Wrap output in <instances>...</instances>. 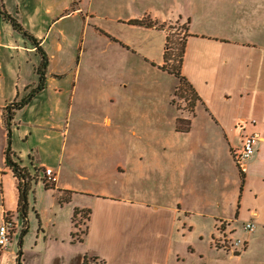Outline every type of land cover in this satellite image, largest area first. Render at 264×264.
Here are the masks:
<instances>
[{
	"label": "crops",
	"instance_id": "1",
	"mask_svg": "<svg viewBox=\"0 0 264 264\" xmlns=\"http://www.w3.org/2000/svg\"><path fill=\"white\" fill-rule=\"evenodd\" d=\"M157 1L0 0L1 8L39 41L49 59L44 87L34 93L41 53L32 39L0 16V220L4 213L15 218L0 264L5 258L9 264H175L182 259L184 227L192 216L207 222L210 246L227 253L233 248L218 245L220 237L224 233L232 240L249 221L256 224V234L244 242V249L264 236V0H200L198 15L183 11L175 16L186 23L180 75L197 102L195 112L175 113V141L172 136L148 139L151 131L159 134V127L135 120L131 108L126 119L116 114L114 130L125 140L103 151L109 167L96 170L79 163L95 161L102 149L90 154L86 138L70 133L73 89L69 93L57 86L53 65L64 62L57 56L66 48H80L88 27L104 30L91 27L94 16L145 31L143 41L155 30L166 35L156 25L157 20L171 21L166 16L149 18L146 25L132 22L148 14L138 13L142 4ZM111 41L131 47L116 37ZM22 99H28L25 106L11 108ZM9 112L13 119L7 125ZM178 118L188 121L186 128L178 127ZM112 122L105 119L107 126ZM250 132H258L260 140L242 173L231 151ZM8 152L30 176L33 169L44 172L45 167L58 172L54 188H46L53 194L48 218L35 207L38 220L32 225L31 218L21 216L19 180L7 165ZM68 168L87 186L63 181L61 173ZM89 174L99 181L89 183ZM114 178L122 184H111ZM64 196L69 200L61 201ZM75 209L81 219L82 211L90 210L85 231L82 221L77 224ZM20 234L16 247L13 241Z\"/></svg>",
	"mask_w": 264,
	"mask_h": 264
},
{
	"label": "rangeland",
	"instance_id": "2",
	"mask_svg": "<svg viewBox=\"0 0 264 264\" xmlns=\"http://www.w3.org/2000/svg\"><path fill=\"white\" fill-rule=\"evenodd\" d=\"M199 1L158 0L156 3H150L149 6L142 4L137 9L138 13L148 12V14L138 21L143 20V23L148 24L149 18L162 16L171 20L156 21L158 28L166 29V35L165 32L155 30L148 33V39L144 37V41L145 31L130 30L117 20L94 16L91 27L101 26L105 31L101 30L100 33L95 28L88 27L82 34L80 48H66L64 55H59L62 57L57 56L64 60L53 65V70L59 74L57 86L69 89V93L70 89H73V110L69 118L70 133L77 132L86 138V152L92 154L94 150L102 149V152L94 155L95 161L79 163L96 170L109 167L108 159L103 158V151L108 149V145H118V139L125 140L124 135L114 130L116 114L117 118L123 114V119H126V112L131 108H135V120L141 122L148 120L151 125L159 127L157 128L159 134L153 135L151 131L147 134L148 139L153 140L154 137V140L157 137L167 139L172 136V140L175 141V136L173 137L175 113H193L197 102L194 92L177 73L186 34V23L174 18L180 16L183 11L198 15L199 4L213 0ZM115 37L130 43L131 47L111 41ZM106 118L113 121L111 126L105 124ZM187 122L178 118L177 125L186 128ZM131 138L136 140L135 136ZM93 139L97 142L92 143L90 140ZM43 173V170L33 169L31 172L33 178L27 189V217L31 218V225L38 220L34 207L37 210L42 208L46 218L51 214L48 207L53 200V194L46 190ZM61 179L74 187L87 186L85 181L74 177L69 168L61 173ZM85 179H88L89 183L99 181L96 176L91 177L90 174ZM145 180L150 181L148 178ZM110 181L111 184L118 185L123 182L121 178ZM51 185L55 186L53 183ZM65 212L67 215L68 210ZM76 219L77 224L82 221L84 225L81 229L85 231L88 214L82 211V219L79 215ZM188 223L189 225L184 227L186 237L182 245V259L175 264H264V236L259 238L256 236V241L244 249V242L253 237L255 231H246L243 226L240 227L232 236V240L240 239L242 242L227 253L210 246L208 224L204 219L192 216ZM32 233L31 228L26 238ZM20 236L21 234L13 241L16 242V247ZM220 238L224 239L223 236ZM235 250L239 253L235 254ZM4 264H9L7 258L4 259Z\"/></svg>",
	"mask_w": 264,
	"mask_h": 264
},
{
	"label": "trees",
	"instance_id": "3",
	"mask_svg": "<svg viewBox=\"0 0 264 264\" xmlns=\"http://www.w3.org/2000/svg\"><path fill=\"white\" fill-rule=\"evenodd\" d=\"M0 16H2L3 18L7 19L10 21V23L14 26L15 29H17L18 31H20L21 33H23L26 37L30 38L33 40V42H35V46L37 48V50L41 53L42 56V62H40L39 66L37 67V71L40 75L39 77V82L37 87L32 91L34 93H36L37 91H41L44 87V77H46V68L49 62L48 56L46 54L45 51L42 50L41 45L39 43V41L32 37L27 31L26 29L22 26V24L14 17L10 16V14L6 11L3 10L0 6ZM143 21V20H142ZM137 21V20H133L132 22H135L137 24L140 25H146V23ZM149 24V23H148ZM184 50H185V39H184V43H183V48L181 50V54H180V64L178 65L179 69H178V74L180 75V66L182 65V61H183V57H184ZM181 76V75H180ZM181 78L184 80V78L181 76ZM34 93H30L29 97L32 96ZM28 102V99H22L19 102H13V104L11 105V108H21L23 106H25ZM13 119L12 113H7L6 116V120H7V125L11 124V120ZM178 127H180L178 125ZM11 154L10 152L7 153L6 156V162L7 165L9 167H11L13 169V173L14 175L18 178L19 180V204H18V211L20 212L21 216L23 218H25L27 216V189L29 188V185L31 183L32 180V176H30L27 171L25 169H23L17 162H14L11 159ZM44 184L46 186V188H51L54 186L51 185V183L47 182L45 179H43ZM69 197L64 196L61 201H68ZM84 211V210H83ZM80 210L75 209L74 211V217L77 216L78 213H80ZM88 214V218H89V214H90V210H86L84 211ZM77 234V233H76ZM75 234V235H76ZM75 235L73 234V238H75Z\"/></svg>",
	"mask_w": 264,
	"mask_h": 264
},
{
	"label": "built area",
	"instance_id": "4",
	"mask_svg": "<svg viewBox=\"0 0 264 264\" xmlns=\"http://www.w3.org/2000/svg\"><path fill=\"white\" fill-rule=\"evenodd\" d=\"M254 122V121H253ZM260 140V135L258 132H250L244 133L242 136V142L239 146H236L232 149L231 154L237 168L245 173L247 169V163H249L250 159L254 155L255 147ZM58 172L54 170L52 167L44 168V179L49 182L56 184L58 182ZM223 226V223L221 224ZM256 224L253 221H249L244 224L243 229L246 231L253 232L255 230ZM15 230V218L9 214L3 215L0 220V250L4 251L8 248L11 242V238L14 234ZM224 239H219L218 244H221L223 247H234L240 245L242 240H229L226 238L223 233Z\"/></svg>",
	"mask_w": 264,
	"mask_h": 264
}]
</instances>
